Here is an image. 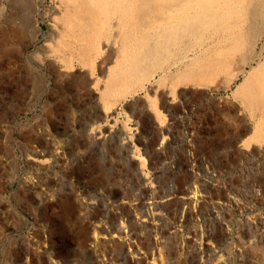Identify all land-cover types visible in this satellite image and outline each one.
Returning <instances> with one entry per match:
<instances>
[{
    "label": "rangeland",
    "instance_id": "374dc122",
    "mask_svg": "<svg viewBox=\"0 0 264 264\" xmlns=\"http://www.w3.org/2000/svg\"><path fill=\"white\" fill-rule=\"evenodd\" d=\"M85 1L0 0V264H264L262 114L238 93L264 57L233 46L251 16L150 55L124 91L133 22L110 3L93 46Z\"/></svg>",
    "mask_w": 264,
    "mask_h": 264
},
{
    "label": "bare ground",
    "instance_id": "6f19581e",
    "mask_svg": "<svg viewBox=\"0 0 264 264\" xmlns=\"http://www.w3.org/2000/svg\"><path fill=\"white\" fill-rule=\"evenodd\" d=\"M113 2L114 3L117 2L121 6V7L120 6L116 7V9L114 10V13L117 12V14L121 15L119 24L124 22L125 26H127L129 23L131 24V22H133L132 27L129 28L131 31H133L131 33L132 37L130 38L132 42L128 40L130 44H127L126 39H125L124 47H123V50L126 54H124V58H122V60L124 59L127 62H125V64H122L123 69H121V71L116 72L117 80L123 79V80H127L128 82L122 89L124 91L135 86V84L141 81L142 78H144V76L147 74V71H145L143 67L147 63V61L151 58L150 55L153 54L154 56H157V55H161L163 52H166V51L172 52V50H175V47H178V45L181 47V43H183V40L187 36H192L193 33H196L197 31H199L200 33V31L204 30L205 25L207 26V25L213 24L215 21H223V24L225 25V27H227L229 26V24H225V21L229 17L234 16V15L239 16V17H245L247 15H250L251 20H253V25L251 24L250 27H247V29L240 31L239 37L235 41H233L234 42L233 46H235V44L237 46L239 43H241L248 50H250L249 51L250 55L248 57L245 56L246 58L244 59L245 60L244 68H246L248 65H253L255 61L260 62L261 59L264 57V46L263 48L259 49L258 40H256V38L255 39L252 38V29L258 26L259 23L264 22L263 21L264 20V0H86L84 2V5L81 7V9H85V11L83 10L82 11L86 12L87 15L86 14L85 15L87 17H91L90 20H88V22L95 25V28H96L95 37L92 42L93 46L97 45V38L99 35L98 32H102L99 30L103 29L106 24L108 25L111 24V22H107V19H104L102 22H101L102 18L96 20L95 13L99 10L105 9L107 5H110V3H113ZM135 13L138 16V19H134V21H132L133 19H131L130 17H134L136 15ZM108 20L109 21L111 20V16L108 18ZM233 29H235V27L233 26L229 27L228 28L229 33L232 34L234 32ZM129 33L130 31H128L127 34H125L126 37H128ZM88 37L89 38L91 37L90 33ZM199 38L200 37H198L197 39L196 38L193 39L194 43L191 42L190 44L192 46L189 45V47L185 49H181V51L179 52V55H180L179 58L183 59L182 61H184L189 56V54L193 52L194 48L196 47L195 45H197L195 43L199 41ZM111 39L113 40V37L110 38V40ZM152 39L154 40L153 44L149 48H146V45ZM114 43L115 42L110 41V43H106L105 45L102 44L103 46L101 48L100 47L99 48H96V47L88 48L87 43L83 42L82 44H86L88 50L90 49L89 50L90 54H94L95 52H101V55L103 56L104 54L114 49V46H115ZM132 44L133 46H131ZM56 57H59V56H56ZM56 57H54V60H56ZM126 66H128L127 69L125 68ZM50 72H52V70H50ZM192 74L193 76L195 75L198 76V74L201 75L200 73H198L196 69L192 71ZM63 75H64V72H63ZM28 82H31V81H28ZM106 90L109 95L115 93V89L112 87H108V89ZM238 93L243 96L250 110H255L256 108L260 109L262 115L260 116V119L257 120L255 125H256V129L263 130L264 129V120H263L264 118V63H262L259 66V68L250 75L245 86H241L238 90ZM12 97H15V96L13 95ZM31 159L33 158L29 157L27 160H31ZM23 193L24 192H22V194Z\"/></svg>",
    "mask_w": 264,
    "mask_h": 264
}]
</instances>
